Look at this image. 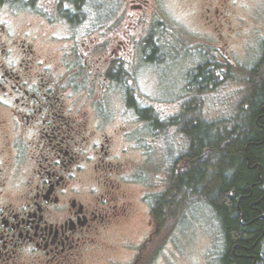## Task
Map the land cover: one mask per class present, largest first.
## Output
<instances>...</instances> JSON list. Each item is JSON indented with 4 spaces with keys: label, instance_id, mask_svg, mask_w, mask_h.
Instances as JSON below:
<instances>
[{
    "label": "flooded vegetation",
    "instance_id": "af4514ba",
    "mask_svg": "<svg viewBox=\"0 0 264 264\" xmlns=\"http://www.w3.org/2000/svg\"><path fill=\"white\" fill-rule=\"evenodd\" d=\"M35 1L43 10L33 8L16 29L17 0H0L8 13L0 19V264H144L159 233L153 206L162 194L148 203L134 178L142 163L132 156L144 139L136 128L146 120L131 97L137 80L127 36L112 29L98 36L96 25H84L93 9L98 15L95 0ZM149 1L130 0L132 10ZM120 5L106 12L107 21L129 18ZM35 23L47 31L62 26V49H49L59 38ZM144 52L136 53L138 65ZM140 212L146 232L121 239L124 256L114 258L111 239Z\"/></svg>",
    "mask_w": 264,
    "mask_h": 264
},
{
    "label": "rangeland",
    "instance_id": "374dc122",
    "mask_svg": "<svg viewBox=\"0 0 264 264\" xmlns=\"http://www.w3.org/2000/svg\"><path fill=\"white\" fill-rule=\"evenodd\" d=\"M7 1L11 6L16 2ZM30 2L33 1L17 0L15 5L19 8L13 18L16 29L29 22L33 8L43 10L42 4L34 0L30 5ZM118 5L129 8V18L125 17L123 22L107 21L106 12ZM93 8L98 15L95 16L93 9L84 25H96L98 31L94 34L98 36L109 35L105 30L111 29L127 36L128 69L137 80L131 97L161 122L157 129L148 125L150 121L136 128L144 139L142 151L132 156L142 163L134 178L150 203L156 193L167 192L170 173L186 165L182 156L188 149V141L179 126L167 123L181 115L184 106L191 108L186 113L193 119L207 123L232 120L247 96L251 71L260 64L264 51V0H154V4L150 0L140 11L132 10L130 0H95ZM7 14V6L0 9L2 23ZM35 28L41 26L35 23ZM41 29L59 38L58 42L49 44V49H62L65 44L61 39L68 34L62 26L48 27V31ZM143 51L145 61L141 66L135 58L136 53ZM216 55L221 57L220 61ZM206 64L212 65L216 79L213 84L196 71ZM203 85H208V89L200 90ZM110 104L118 117L121 97L114 94ZM243 116L240 114V121ZM121 119L120 116L116 120ZM125 121L133 120L126 115ZM174 213L147 245L144 264H222L225 237L212 207L197 197H190ZM147 221L140 212L123 233L113 237L111 243L117 250L111 256L123 257L120 240L134 241L142 236ZM153 230L154 225L150 231ZM262 245L264 252V242Z\"/></svg>",
    "mask_w": 264,
    "mask_h": 264
},
{
    "label": "trees",
    "instance_id": "16d2710c",
    "mask_svg": "<svg viewBox=\"0 0 264 264\" xmlns=\"http://www.w3.org/2000/svg\"><path fill=\"white\" fill-rule=\"evenodd\" d=\"M196 71L209 84L216 82L211 64ZM248 82L249 92L232 120L193 119L187 114L191 108L184 106L182 114L167 123L179 126L188 141L182 156L186 165L170 174L167 192L153 206L161 228L188 198L208 203L225 237L222 264H264V51ZM142 115L151 124L156 120L150 110L144 109ZM152 127L157 129L158 123Z\"/></svg>",
    "mask_w": 264,
    "mask_h": 264
}]
</instances>
